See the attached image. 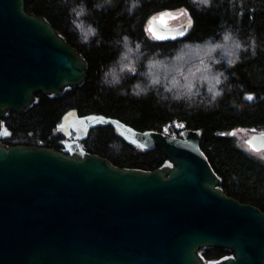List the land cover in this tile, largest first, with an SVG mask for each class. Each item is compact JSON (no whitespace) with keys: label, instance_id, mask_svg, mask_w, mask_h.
I'll use <instances>...</instances> for the list:
<instances>
[{"label":"water","instance_id":"1","mask_svg":"<svg viewBox=\"0 0 264 264\" xmlns=\"http://www.w3.org/2000/svg\"><path fill=\"white\" fill-rule=\"evenodd\" d=\"M185 14H153L147 30L157 40L181 39L191 20L173 21ZM88 69L46 18L26 11L25 0H0V134L8 109L22 111L36 93L63 94ZM80 123L115 126L125 140L160 150L167 163L122 168L78 141L69 154L0 145V264H264V211L218 187L200 130L171 136L100 114ZM246 143L264 150V131ZM203 248L230 255L208 262Z\"/></svg>","mask_w":264,"mask_h":264},{"label":"trees","instance_id":"2","mask_svg":"<svg viewBox=\"0 0 264 264\" xmlns=\"http://www.w3.org/2000/svg\"><path fill=\"white\" fill-rule=\"evenodd\" d=\"M86 2L91 10L96 0ZM123 7V0H119L115 7L92 11L87 17L99 28L97 38L101 43L97 46L95 40L91 45L79 42L69 23L67 6L61 0H25L26 11L46 18L87 60L89 69L82 84L69 87L63 94L36 93L37 100L22 111L8 109L2 117L5 133L0 134V145L40 146L69 154L67 132L72 122L98 114L119 119L133 129L171 136H180L186 128L196 129L202 132V150L225 186L264 211V159L245 149L237 139L242 129L250 133L264 131V0H235L234 4L230 0H214L213 7L202 12L193 9L189 0H142V7L131 17ZM166 10L185 11L191 20L186 36L161 41L149 34L150 16ZM221 23L238 30L245 43L254 36L256 55L242 53L241 62L228 70L232 90L226 88L214 108L168 106L158 103L152 95L136 99L120 95L119 89L100 86L102 69L117 54L111 42L119 34L127 33L149 50L160 48L169 52L183 41L215 35ZM130 83L131 80L127 81L123 87ZM80 144L86 152L103 156L122 168L152 171L167 163L160 150L141 148L125 140L112 125L96 123ZM113 144L118 148L110 147ZM225 253L229 250L205 248L202 256L211 262Z\"/></svg>","mask_w":264,"mask_h":264},{"label":"clouds","instance_id":"3","mask_svg":"<svg viewBox=\"0 0 264 264\" xmlns=\"http://www.w3.org/2000/svg\"><path fill=\"white\" fill-rule=\"evenodd\" d=\"M119 0H96L89 9L86 0H61L67 6L69 23L76 32L79 42L91 45L101 40L99 28L87 17L92 11H105L113 8ZM123 11L133 16L142 7V0H123ZM198 12L213 7L214 0H189ZM234 4L235 0H230ZM242 7V4L240 5ZM191 27V25H189ZM117 54L101 71L99 84L102 88L119 89L120 95H131L136 99L155 97L161 104L184 105L188 109H212L225 95L229 83V69L241 62V54L250 52L256 55V40L248 37V43L241 38L239 31L221 23L215 35L202 40H186L169 52L160 48L149 50L143 42L127 33L118 35L111 42ZM131 80L125 88L123 85ZM249 96L248 98H250ZM110 147H116L113 144Z\"/></svg>","mask_w":264,"mask_h":264},{"label":"flooded vegetation","instance_id":"4","mask_svg":"<svg viewBox=\"0 0 264 264\" xmlns=\"http://www.w3.org/2000/svg\"><path fill=\"white\" fill-rule=\"evenodd\" d=\"M173 24H175L174 21H173ZM80 121H78L77 123L76 122H72V126H70L68 128L67 141H68V148H69L70 151H71L70 144L72 142H74V141H78L80 143V141L82 139H84V138L87 137L89 131L96 124V123H94V124L90 125V127H85L87 124L86 123H80ZM63 126H67L66 123H63ZM3 133H5V128H4V132ZM3 133H1V134H3ZM245 142H246V140H245ZM247 146L249 147L250 150H252L254 152H257V153L264 152V150H259V151L253 150L252 148H250V146L248 144H247ZM218 187L221 188L223 190L224 194L227 195L228 197H232L234 199H237V200H239L242 203H249L247 201H244L239 195H237L238 193L233 192L231 189H229L228 187H226L222 178H221V182L218 185ZM204 250H205V248H203V249L200 250L201 255L204 252ZM229 255H230V252L229 253L222 254L221 256L216 257L212 261H219V260H221V259H223V258H225V257H227Z\"/></svg>","mask_w":264,"mask_h":264},{"label":"rangeland","instance_id":"5","mask_svg":"<svg viewBox=\"0 0 264 264\" xmlns=\"http://www.w3.org/2000/svg\"><path fill=\"white\" fill-rule=\"evenodd\" d=\"M188 15L185 14L184 16H182L181 18H179L178 20L174 21L175 24H179L183 21H185L186 19H188ZM252 135V133L248 132L247 130H239L237 133V139L239 140V143L247 150H249L250 152L255 153L257 156H259L260 158L264 159V152H254L252 150L249 149V147L247 146L245 140L250 137Z\"/></svg>","mask_w":264,"mask_h":264},{"label":"snow or ice","instance_id":"6","mask_svg":"<svg viewBox=\"0 0 264 264\" xmlns=\"http://www.w3.org/2000/svg\"><path fill=\"white\" fill-rule=\"evenodd\" d=\"M251 98V97H250Z\"/></svg>","mask_w":264,"mask_h":264}]
</instances>
